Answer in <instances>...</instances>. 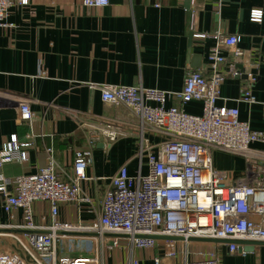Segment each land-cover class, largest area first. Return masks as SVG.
I'll return each instance as SVG.
<instances>
[{
	"label": "crops",
	"instance_id": "obj_1",
	"mask_svg": "<svg viewBox=\"0 0 264 264\" xmlns=\"http://www.w3.org/2000/svg\"><path fill=\"white\" fill-rule=\"evenodd\" d=\"M21 5L14 0L7 24L0 27V150L13 139L23 145L26 162H11L0 168L4 179L35 175L48 167L50 155L57 175L64 181L73 176L75 155L91 152L86 169L88 180L83 189L90 203L59 205L60 222L89 224L100 218L102 199L112 178L122 167L131 177L147 175V153H140L139 122L124 106L102 100L101 85L143 87L178 93L182 91L190 69L209 68V56L216 46L214 36L239 37L245 60L241 70L253 71L256 81L246 76L228 77L221 88L219 106L237 108L240 120L264 136V0H110L105 7H86L83 0H28ZM253 10L262 11V21L251 20ZM208 34L205 39L198 35ZM228 55L222 69L234 64ZM250 89L256 102L242 101L244 89ZM28 103L33 113L29 122L19 121V108ZM181 107L179 101L167 106ZM192 115H201L202 103L182 107ZM115 123L122 127L118 138L102 139L96 145L88 140L92 126ZM145 140L152 147L166 141L163 134L146 129ZM252 148L264 152V141ZM217 170L230 175V183L245 177L247 161L238 155L214 151ZM0 194V226H20L22 210L10 217L4 211ZM39 223H51L50 204L33 206ZM18 229L0 230V253L15 252L25 257L14 239ZM85 236L63 235L59 254H68L72 241ZM208 244L215 249L220 264H264V242L242 255L229 253L226 245ZM62 248V249H61ZM199 247H193L197 249ZM175 264L163 257L161 249H132L122 239L113 250L104 248L103 264Z\"/></svg>",
	"mask_w": 264,
	"mask_h": 264
},
{
	"label": "built area",
	"instance_id": "obj_2",
	"mask_svg": "<svg viewBox=\"0 0 264 264\" xmlns=\"http://www.w3.org/2000/svg\"><path fill=\"white\" fill-rule=\"evenodd\" d=\"M28 0H19L21 5ZM14 0H0V27H5ZM86 7H105L110 0H83ZM251 20L262 21V11L253 10ZM208 34L198 35L205 39ZM216 46L209 56V68L190 69L182 91L171 93L143 87L101 85L102 100L115 106L129 108L139 122L140 153H147L149 173L131 177L122 167L112 178L102 199L100 218L89 224L60 222L59 205L90 203L83 189L88 180L86 169L91 152L75 155L73 176L61 179L55 170L52 151L48 150V167L35 175L4 179L0 175V194L4 197V211L12 216L22 210L20 226H0L20 231L15 235L17 245L25 257L15 252L0 253V264H103L104 248L113 250L126 240L132 249L159 248L163 257L175 264H220L215 249H203L215 244L196 240H218L228 243L229 253L246 255L243 248L249 242H264V152L252 145L264 141L262 133L253 131L240 120L237 108L219 106L221 88L228 77L246 76L256 81L253 71L238 68L246 52L239 48V37L214 36ZM232 54L235 61L227 70L223 65ZM177 100L178 106H167ZM242 101L254 103L251 90H243ZM202 103L201 115L188 114L182 108L188 103ZM19 121L33 119L30 105L19 108ZM163 134L166 141L150 146L144 131ZM122 127L115 123L92 126L88 140L96 145L102 139L115 141ZM222 151L243 157L248 163L244 178L230 183V175L215 168L213 153ZM23 145L13 139L0 150V168L11 162H26ZM38 202L50 204L51 223L36 219L33 206ZM85 234L80 243L93 248L88 255L69 257L59 254L61 236ZM238 242H241L239 244ZM193 247H199L193 249ZM241 249V251H239ZM162 264V258L154 259ZM129 264H141L132 259Z\"/></svg>",
	"mask_w": 264,
	"mask_h": 264
},
{
	"label": "rangeland",
	"instance_id": "obj_3",
	"mask_svg": "<svg viewBox=\"0 0 264 264\" xmlns=\"http://www.w3.org/2000/svg\"><path fill=\"white\" fill-rule=\"evenodd\" d=\"M70 246L71 247H67V250H68V248L71 249L69 251V253H68V254H71V255L72 254H77L78 252L84 253V255H88L91 252L92 248H93L90 244H88V243H80L79 241H72Z\"/></svg>",
	"mask_w": 264,
	"mask_h": 264
},
{
	"label": "water",
	"instance_id": "obj_4",
	"mask_svg": "<svg viewBox=\"0 0 264 264\" xmlns=\"http://www.w3.org/2000/svg\"><path fill=\"white\" fill-rule=\"evenodd\" d=\"M69 235H85V234H81V233H70ZM198 242H208V243H228V242H224V241H218V240H206V239H199L196 240ZM239 244H241V242H238ZM257 242H249L247 243V245L243 248V251L246 253H250L253 251V246L256 245ZM239 251H241V249H239Z\"/></svg>",
	"mask_w": 264,
	"mask_h": 264
}]
</instances>
